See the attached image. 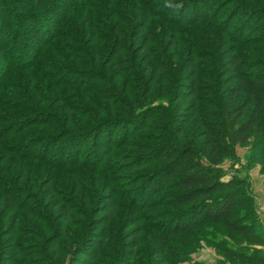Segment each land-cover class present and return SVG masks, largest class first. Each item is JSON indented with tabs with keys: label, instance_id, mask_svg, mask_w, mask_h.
Returning a JSON list of instances; mask_svg holds the SVG:
<instances>
[{
	"label": "trees",
	"instance_id": "trees-1",
	"mask_svg": "<svg viewBox=\"0 0 264 264\" xmlns=\"http://www.w3.org/2000/svg\"><path fill=\"white\" fill-rule=\"evenodd\" d=\"M0 56V264H264V0H0Z\"/></svg>",
	"mask_w": 264,
	"mask_h": 264
},
{
	"label": "rangeland",
	"instance_id": "rangeland-1",
	"mask_svg": "<svg viewBox=\"0 0 264 264\" xmlns=\"http://www.w3.org/2000/svg\"><path fill=\"white\" fill-rule=\"evenodd\" d=\"M54 16L58 15V12L56 11L53 13ZM33 43V41H31ZM33 47H29L27 51L32 52ZM15 58L22 60L27 59L25 58L22 54V51H16L15 53ZM3 57L0 56V60H5L2 59ZM7 58V57H6ZM8 60V59H7ZM16 74V73H15ZM21 74H17L15 76V85H18L21 83V80L25 78L27 80L29 77L27 75H22V79L20 80ZM189 80V78H188ZM22 84V83H21ZM24 98V97H23ZM238 154H239V159L234 161L230 158H226L225 161L222 164L223 170L226 172V177L228 178L231 175H238L240 177H247L249 179V184H250V190L252 194L255 196L256 203H257V209L262 217L263 223H264V173L261 171V164L259 163H253L249 167L247 165V157L246 155H249L248 153V148L247 147H240L238 149ZM13 251H10V254L6 256L7 257H12ZM193 260L197 261H203L208 264H214L218 258H222V254L217 251V247L210 245L205 242H201L200 248L193 253L192 255ZM85 261V260H83ZM25 264V263H24ZM182 264H191V262H184Z\"/></svg>",
	"mask_w": 264,
	"mask_h": 264
}]
</instances>
